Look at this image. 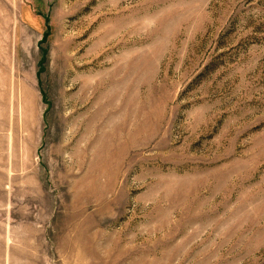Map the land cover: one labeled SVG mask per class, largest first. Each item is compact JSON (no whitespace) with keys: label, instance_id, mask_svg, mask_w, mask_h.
I'll use <instances>...</instances> for the list:
<instances>
[{"label":"rangeland","instance_id":"obj_1","mask_svg":"<svg viewBox=\"0 0 264 264\" xmlns=\"http://www.w3.org/2000/svg\"><path fill=\"white\" fill-rule=\"evenodd\" d=\"M0 264H264V0H0Z\"/></svg>","mask_w":264,"mask_h":264},{"label":"bare ground","instance_id":"obj_2","mask_svg":"<svg viewBox=\"0 0 264 264\" xmlns=\"http://www.w3.org/2000/svg\"><path fill=\"white\" fill-rule=\"evenodd\" d=\"M96 114H94L93 116H94V118H92V123H95V122H97V121H99L100 119H101V115H100V113H98V112H95ZM107 114V113H106ZM107 123L109 124V122L107 121ZM107 124V125H108ZM107 127H109V126H107ZM96 128V127H95ZM110 129V130H109ZM108 130L110 131V132H108V133H103L102 132V134H103V136L105 137L106 136V138H108L109 140L108 141H110L111 139H112V127L111 128H109ZM90 131H92V129L90 130ZM88 133V132H87ZM89 134H90V132H89ZM101 134V133H100ZM96 135H98V134H96ZM85 137H86V134H85ZM107 141V140H106Z\"/></svg>","mask_w":264,"mask_h":264}]
</instances>
